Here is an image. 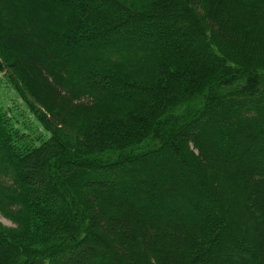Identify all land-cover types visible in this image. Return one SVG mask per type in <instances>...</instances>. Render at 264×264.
Listing matches in <instances>:
<instances>
[{
	"label": "trees",
	"instance_id": "1",
	"mask_svg": "<svg viewBox=\"0 0 264 264\" xmlns=\"http://www.w3.org/2000/svg\"><path fill=\"white\" fill-rule=\"evenodd\" d=\"M0 72V264H264V0H0Z\"/></svg>",
	"mask_w": 264,
	"mask_h": 264
},
{
	"label": "rangeland",
	"instance_id": "2",
	"mask_svg": "<svg viewBox=\"0 0 264 264\" xmlns=\"http://www.w3.org/2000/svg\"><path fill=\"white\" fill-rule=\"evenodd\" d=\"M1 77H3V73L0 72V101L5 102L6 104L14 103L15 101L13 100H17L18 97L15 92L6 85L5 80ZM0 221L7 226L13 225L12 221L2 212H0Z\"/></svg>",
	"mask_w": 264,
	"mask_h": 264
}]
</instances>
